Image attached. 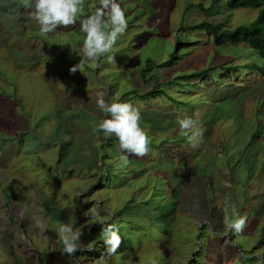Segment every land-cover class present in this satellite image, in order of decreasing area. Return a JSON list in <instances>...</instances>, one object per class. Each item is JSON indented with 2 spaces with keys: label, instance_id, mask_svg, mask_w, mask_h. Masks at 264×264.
Segmentation results:
<instances>
[{
  "label": "rangeland",
  "instance_id": "374dc122",
  "mask_svg": "<svg viewBox=\"0 0 264 264\" xmlns=\"http://www.w3.org/2000/svg\"><path fill=\"white\" fill-rule=\"evenodd\" d=\"M117 2L125 34L110 53L72 73L82 58L79 19L99 0H85L75 26L47 35L22 0H0V264H102L107 246L101 225L83 215L90 208L122 234L108 264H264L263 76L241 69L236 78H206L182 96L167 88L168 101H128L155 154L129 156L135 161L127 166L111 135L95 131L105 117L98 95L111 102L150 91L151 75L166 83L208 66L260 62L244 44L215 46L210 33L186 29L224 20L230 29L248 26L257 11L210 8V0ZM177 39L186 42L178 61L160 68ZM177 100L185 105L176 108ZM184 116L202 130L196 147L177 124ZM230 205L246 217L240 234L224 225ZM71 216L86 250L68 256L57 229Z\"/></svg>",
  "mask_w": 264,
  "mask_h": 264
},
{
  "label": "clouds",
  "instance_id": "9594fccd",
  "mask_svg": "<svg viewBox=\"0 0 264 264\" xmlns=\"http://www.w3.org/2000/svg\"><path fill=\"white\" fill-rule=\"evenodd\" d=\"M23 6L29 10V17L39 26V32L47 35L54 33L58 28H70L77 24V20L84 12L85 0H22ZM128 27L125 10L117 0H99V6L86 18L79 19V28L84 33L79 63L70 71H81L85 61L95 62L110 53L117 40L125 34ZM109 62L114 56L108 55ZM96 106L106 117L99 119L95 126L97 133L115 136L123 156L122 166H127L129 156L144 157L149 152L151 140L140 126V112L130 103L119 102V97L108 101L98 95ZM180 131L184 133L193 147L198 145V138L202 137V130L198 121L189 116L177 117ZM230 216H225L224 225L236 234L243 232L246 226V217L240 216L235 205H230ZM95 223L101 225L100 239L105 243L106 252L99 258L102 264H108V259L114 256L119 249L122 239L115 224L106 223L95 208L83 213ZM74 216L69 217L67 223H60L57 229V242L62 245V252L73 256L78 251L86 250L81 242L83 231L77 228ZM128 264H133L129 259Z\"/></svg>",
  "mask_w": 264,
  "mask_h": 264
},
{
  "label": "trees",
  "instance_id": "16d2710c",
  "mask_svg": "<svg viewBox=\"0 0 264 264\" xmlns=\"http://www.w3.org/2000/svg\"><path fill=\"white\" fill-rule=\"evenodd\" d=\"M223 3L227 6V9L230 11L236 10V9H251V10H256L257 11V16L255 20L250 23L248 26H238L235 29H230L227 27L228 25V20H224L222 23L218 24H211L209 22H201L199 24H196V26L193 27H186L187 30L193 29L194 31H206L210 33V36L212 37L213 43L215 46H222L226 44H231L234 46L244 44L246 45L249 49H253L258 58L260 59V62H252L251 64H246L242 68H239L238 66L235 67H229L231 63L227 64H221L219 66H208L206 68H203L200 71L192 72V73H185L181 75H177L173 77L170 81L164 82L159 77H154L153 75L148 76L149 79H156L155 84L153 88L142 94V92H138L137 90L129 91L126 94H124L119 102H128L132 99H135L136 103H140L143 105L149 103V100L151 99H159L163 97L166 99V101L169 100V96L167 95V88L170 89L169 92L173 93H179L184 95L187 92L193 91L192 89L195 88H202L203 81L206 78L211 79L212 81L215 79H223V78H231V77H238V74L240 73V70L245 73L247 71H254L256 74L261 75L264 77V0H210V8H214V6H221ZM190 7H192L190 5ZM198 7H201L200 5ZM186 42H180L178 39L175 42V48L173 51V54L171 55L169 61L162 63L159 67H167L168 65H171L173 62L175 63L178 61L179 56L178 55V49L180 46L185 45ZM173 63V64H174ZM149 71V68H146L142 71V77L145 72ZM228 71V72H227ZM225 75V76H223ZM237 75V76H236ZM240 75V74H239ZM194 96L197 94H193ZM200 96L198 94L195 97ZM190 97V96H189ZM165 102V101H164ZM176 103V108H178L179 103L184 106V102L180 101H175ZM195 103L190 105V109L194 107ZM104 118H110V117H104ZM141 125V124H140ZM261 130V129H260ZM257 131L251 136V141L257 136L261 134V131ZM147 133V131H146ZM151 140V136H149ZM181 138L175 139L176 144L178 142H181ZM109 141H115V145H119V141L114 138L113 136L109 137ZM178 141V142H177ZM152 143H155L154 140H151ZM182 143V142H181ZM167 148H172V147H167ZM173 149V148H172ZM165 150V149H164ZM149 151L154 153L152 150V145L150 144L149 146ZM170 152V151H167ZM158 153V152H157ZM119 156L118 154H115L114 152H109V155H107V158H112L113 156ZM148 155V154H147ZM144 157H149L144 156ZM138 161H142L141 159H137ZM130 163H132L133 159L129 158ZM130 165V164H129ZM129 203V202H128ZM131 203V202H130ZM120 237L122 238V234L119 232ZM262 242V239L258 241V244ZM257 244V245H258ZM256 247V246H255Z\"/></svg>",
  "mask_w": 264,
  "mask_h": 264
}]
</instances>
